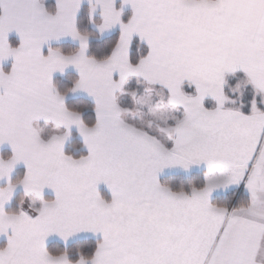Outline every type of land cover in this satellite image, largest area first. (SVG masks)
Masks as SVG:
<instances>
[{
	"label": "snow or ice",
	"instance_id": "1",
	"mask_svg": "<svg viewBox=\"0 0 264 264\" xmlns=\"http://www.w3.org/2000/svg\"><path fill=\"white\" fill-rule=\"evenodd\" d=\"M0 264H264V0H0Z\"/></svg>",
	"mask_w": 264,
	"mask_h": 264
}]
</instances>
